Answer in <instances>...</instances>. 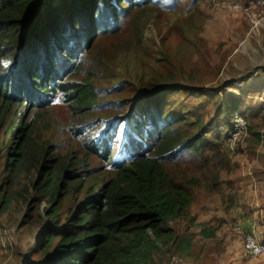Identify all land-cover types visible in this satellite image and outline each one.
Segmentation results:
<instances>
[{
	"label": "trees",
	"instance_id": "16d2710c",
	"mask_svg": "<svg viewBox=\"0 0 264 264\" xmlns=\"http://www.w3.org/2000/svg\"><path fill=\"white\" fill-rule=\"evenodd\" d=\"M169 6L0 0V212L19 203L23 222L37 228L24 264H149L160 247L192 264H219L224 221L202 223L191 212L196 191L220 193L221 172L233 171L220 140L207 135L242 116L253 158L264 105L224 94L227 85L217 93L152 82L140 83L143 93L131 98L117 102L112 92L115 100L104 102L96 84L106 50L137 52L148 20H161ZM179 93L211 104L214 118L204 123L193 110L180 113L171 100ZM57 99L67 107V123L53 113ZM120 106L126 112L100 133L98 118L80 121ZM226 188L220 200L229 211L242 191L230 180ZM179 219L186 220L183 230L167 226Z\"/></svg>",
	"mask_w": 264,
	"mask_h": 264
},
{
	"label": "rangeland",
	"instance_id": "374dc122",
	"mask_svg": "<svg viewBox=\"0 0 264 264\" xmlns=\"http://www.w3.org/2000/svg\"><path fill=\"white\" fill-rule=\"evenodd\" d=\"M167 1L170 6L162 10L161 20H148L142 33L143 44L137 52L113 54L106 50L105 54L110 56L103 65L105 67L99 69L96 82L101 94L105 95L102 100H113L114 97L107 96L112 92L117 93V102L131 98L143 93L140 83L152 82L159 87L204 88L217 93L221 86L227 85L224 94H234L244 102L264 105V9L247 14L221 6L213 8L205 0ZM125 26L124 35L127 36L128 23ZM109 41L103 42L106 49ZM171 100L180 113L193 110V114L202 116L204 123L215 116L211 104L197 98L179 93L172 95ZM52 110L59 123H67L68 110L60 99L56 100ZM124 112L121 106L96 109L80 121L98 118L99 124L94 131L100 133ZM217 132L218 129L207 136L220 140ZM260 134L261 143L253 158L246 146L248 136L232 155L220 140L233 171L230 174L221 172L220 193L209 195L204 190L196 191L191 212L197 220L201 219L202 223L211 218L224 221L217 232L218 239L224 237L226 241L219 264H264V255L251 259L244 254L242 240L230 226L237 221L247 230L253 226L256 236L264 244V128L260 129ZM209 153L207 150L206 154ZM194 172L200 174V169L196 167ZM229 180L242 192L237 204L225 211L220 198L227 190ZM41 207L43 204L39 209ZM24 213L25 208L19 203L9 211L0 212V264H24V250L31 246L33 233L37 230L32 223L23 222ZM186 225L185 219L167 224L178 232ZM149 264L192 263L177 256L171 248L160 247L152 254Z\"/></svg>",
	"mask_w": 264,
	"mask_h": 264
},
{
	"label": "built area",
	"instance_id": "2783aa9c",
	"mask_svg": "<svg viewBox=\"0 0 264 264\" xmlns=\"http://www.w3.org/2000/svg\"><path fill=\"white\" fill-rule=\"evenodd\" d=\"M207 3L213 8L221 6L234 12L247 14H251L256 9H264V0H207ZM217 134L230 154H235L239 144L247 136V119L237 115L228 127H219ZM230 226L240 236L243 252L248 258L255 259L264 255V244L256 236L253 226L247 230L238 221L231 223Z\"/></svg>",
	"mask_w": 264,
	"mask_h": 264
},
{
	"label": "crops",
	"instance_id": "0c3cea01",
	"mask_svg": "<svg viewBox=\"0 0 264 264\" xmlns=\"http://www.w3.org/2000/svg\"><path fill=\"white\" fill-rule=\"evenodd\" d=\"M204 2H207V0H205ZM208 6H210V5L208 4Z\"/></svg>",
	"mask_w": 264,
	"mask_h": 264
}]
</instances>
